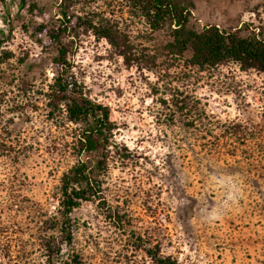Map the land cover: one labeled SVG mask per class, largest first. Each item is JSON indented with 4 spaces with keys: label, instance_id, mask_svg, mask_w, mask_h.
<instances>
[{
    "label": "rangeland",
    "instance_id": "obj_1",
    "mask_svg": "<svg viewBox=\"0 0 264 264\" xmlns=\"http://www.w3.org/2000/svg\"><path fill=\"white\" fill-rule=\"evenodd\" d=\"M179 1L193 28L264 35V0ZM4 2L0 48L12 56L0 64V264H50L41 221L56 213L60 175L77 160L64 144L77 125L49 117L43 96L55 66L35 27L57 18L69 21L71 70L116 127L100 195L181 263L264 264V73L232 62L189 67V53L168 54L166 29L151 31L129 0ZM89 22L112 30L119 46ZM71 221L74 249L62 245L52 264L72 254L79 264H156L96 202L82 201Z\"/></svg>",
    "mask_w": 264,
    "mask_h": 264
},
{
    "label": "trees",
    "instance_id": "obj_2",
    "mask_svg": "<svg viewBox=\"0 0 264 264\" xmlns=\"http://www.w3.org/2000/svg\"><path fill=\"white\" fill-rule=\"evenodd\" d=\"M1 1L3 3L5 0ZM129 1L135 13L145 20L151 31L166 29L168 38L164 47L168 54L182 59L186 52L189 53L185 58L189 67L205 71L232 62L241 70L253 68L264 73V35L261 32L240 35L239 28L225 29L211 23L204 24L199 29L193 28L189 24L192 17L189 4L179 0ZM64 10H60V13L66 18ZM68 23L69 21L57 18L52 24L40 23L35 27L36 32L48 40L53 52L51 62L55 70L43 93L48 116L52 118L62 115L65 121L78 127L72 140L64 143L65 149L77 156V160L60 175L58 208L56 213L41 221L47 224L42 233L39 231L38 244L50 253L47 260L50 264L62 245L74 249L71 213L82 201H92L96 202L97 210L126 235L125 243L128 246L142 249L156 264H184L170 255L162 254L157 243L143 240L139 232L127 224L126 212L100 195V171H105L108 167L109 146L113 142L116 127L110 120L109 107L86 95L71 70L67 59ZM89 25L95 34L105 37L114 46H119L112 30L90 22ZM11 56L10 52L0 48V64ZM25 84L27 83L24 82ZM174 104L180 110L187 108L185 100L175 101ZM79 263L74 254L66 262Z\"/></svg>",
    "mask_w": 264,
    "mask_h": 264
}]
</instances>
